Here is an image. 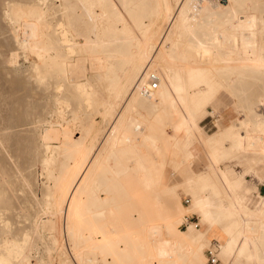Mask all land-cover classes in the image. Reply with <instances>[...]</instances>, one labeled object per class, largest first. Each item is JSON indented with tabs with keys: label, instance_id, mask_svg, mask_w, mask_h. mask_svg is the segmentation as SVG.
Segmentation results:
<instances>
[{
	"label": "bare ground",
	"instance_id": "6f19581e",
	"mask_svg": "<svg viewBox=\"0 0 264 264\" xmlns=\"http://www.w3.org/2000/svg\"><path fill=\"white\" fill-rule=\"evenodd\" d=\"M52 1L54 2V0ZM177 1L178 0H152V2L151 0H140L139 2L138 0H70L68 5L63 3V5L59 6L58 8L56 7L57 11H60L59 14H57L58 17H56L59 19L58 28L61 32V39H63L65 42H69V40L72 39V43H67L66 57H64V55H60L61 57L58 56L59 58L57 59H60V61L57 60L58 62L55 63L49 60V58L52 59V57L56 55L53 54L55 50L53 45L55 43V39L57 38L53 34L52 36L55 37H52V42H48L49 34L45 30L46 24L44 25L45 22L43 21L42 16L43 12L41 13L40 9L36 8H29L24 11H17V9H15L13 11V16L18 20L30 19L29 23H24L26 27L23 30L25 31L26 37H23V40L27 41L29 47L35 50L37 54L36 56L39 59V68L43 71L44 69H47V74L44 75L42 72L37 79L41 82L38 83L42 84L41 86L43 90L48 91L46 90L48 88L53 90L55 87L57 89L58 87L56 85L58 84V80L56 79V75L63 71L64 73L62 76L65 74V77L68 78L66 80H71L74 82V84L69 85L67 88L68 93L70 94L65 96H67L69 100V95H72L73 97L71 96V100H75V102H77L75 104L78 105V101H81V94L83 95V93H86L85 87L89 82L87 79L86 80L88 82L82 80L83 71H86L88 68L87 60L93 61L94 59H100V54H103L105 59L104 65L106 68H116L120 71V77H118V73L112 79L111 96H109V99L105 101L106 103L103 106V110H101L103 120L104 118L109 117L107 127L100 134L99 125L94 122L95 119L83 124L85 127L84 132H81L80 136L73 143L75 156V159L73 158L74 164L66 171L63 181H66L70 175L71 179H69L67 185L66 182H60L59 184L57 183L54 191H50L51 193L48 192L50 194L48 202V214L54 216L57 213H61L65 215L67 220H71L75 208L77 209V207L82 204L83 194L86 193L91 177L94 175L96 168L100 165L102 158H104L106 154H112L117 157V164L121 165L122 167H130V163L135 165L136 163L132 161L124 163L119 155V152L121 150H126L128 147H134L137 144L136 142L143 138L146 142L153 143L157 139V133L166 128L169 122L177 117H180V120H182L179 122L182 125L183 131L190 129L197 132L199 129L200 135L204 136L207 140H218L220 139V135L226 134L230 136L229 148L232 152L250 151L257 154L259 153L260 158L264 160V114L257 112L251 103L247 105L249 109L248 115H246L245 118L241 117L238 119L239 125L237 127H234L231 124L225 126L224 128H218L214 132L208 134L203 133L201 127L198 128L195 121V116H197L198 113L200 114L206 111L205 107L207 100L209 99L210 94L213 92L212 84H210L208 77V74L211 70L227 69L231 72H237V74H246V76L249 77L246 88V91L248 92L255 88L257 85V79L264 81V17H262L263 13L260 9V4H264V0H223L208 1L202 4H197L193 0H180L182 7L178 6ZM143 6H147L148 8L143 9ZM52 9L54 12L53 6ZM120 9H124V15L121 13ZM142 9L143 12H141ZM42 11H45V9H42ZM49 12L47 13L49 14ZM44 14L45 13H43V15ZM216 19L223 20V25L219 28H217L218 26L216 28L211 26V24H213ZM54 22L56 23V21ZM132 27L137 30V34H134V32L130 31ZM201 29L204 30V37H199L197 34V32ZM127 30L130 31L131 38L135 39L134 43L128 42L126 39L128 37V35L125 33ZM182 36H184V38ZM180 37L183 38V42H181ZM181 43L186 45L188 53L186 56L179 58V54L182 53L183 50L180 48ZM47 44L51 47L47 48ZM57 53L59 52L57 51ZM91 65L94 68L103 66L102 63L99 62L93 64L91 63ZM40 69L39 71H41ZM151 69L156 71L155 73L159 82L158 91L151 94V98L153 97L151 101L153 105L157 107V109L154 110L150 117H145L141 114L139 116H135L132 113L134 108L133 100L138 95H146L141 92L139 85L147 84V74ZM34 80L35 79L32 81L33 83ZM65 83L66 82L63 83V86ZM262 87H264V84H262ZM189 88L190 90L192 89V93H190ZM88 92L90 91L88 90ZM51 95L48 97L50 100L47 101L49 104H47V102H42L41 100H37L35 102L33 101L32 106L29 103L32 110L34 109V116L37 115V117H39L38 119L42 120L46 118V114H48L50 117H53L55 114L58 115V113H60V110L58 109L60 102L58 101L57 97ZM65 96L63 95L62 98ZM84 98L86 99V97ZM193 100H197V104H193L191 107L189 104L194 103L192 102ZM82 101H84V99ZM256 101L260 102L262 101V98H257ZM89 103H91V101ZM82 105L84 104L82 103ZM82 105L80 107H82ZM194 106L197 108L195 112L191 110ZM25 109L28 112L30 111L27 108ZM78 109L79 108L77 107V111ZM198 110L201 111L198 112ZM24 114L26 115L27 113L24 112ZM51 120L50 122H53V118ZM30 122L32 121L30 120ZM50 122L48 127L43 128L42 133H40L42 140L46 143L45 144L43 142V144H45V148L49 147L48 142H50L51 139H56V128H54ZM33 132H28V135L29 133L33 135H35V132L38 133L36 130L34 133ZM9 134L7 133L8 138ZM12 141L14 142V140ZM24 141H26V139H24ZM13 142L12 144H14ZM26 142L25 144H27ZM33 142L35 141L33 140ZM5 143L6 142H4V144ZM211 159L213 163L210 168L212 174L218 172L223 180L224 185L230 187L231 181L229 182V175L232 172H230L228 169H221L218 164H214V162H218V159L216 157L214 158L213 152ZM263 169L264 166L260 165L257 166L256 170L254 171V174L259 177V181L264 180ZM0 170L4 171L2 169ZM5 172L8 171H4V173ZM47 173L50 178L53 177L51 170L48 169ZM3 177H0V180L3 179ZM190 178L193 179L192 177ZM116 181L124 193L123 201L120 202L119 218L123 220L122 223L124 224L126 222H133L134 218L131 214V209L128 207L125 201L126 197L128 198L131 192L129 194V191L121 184L120 180ZM197 181L198 177L195 175L194 183H190L191 185L194 184L195 188H190L188 190L191 196L188 206H184L182 203L176 200L175 208L169 209L165 206V213L163 214L161 207L157 204L158 201L156 199L151 200V217L159 221L158 223H161L171 236L170 238H157L155 233V237L152 236L150 238L154 243H152L153 246H151V244L150 246L156 249L155 250L152 248V250L154 249L159 255L162 256H175L179 253H182V249L188 245L190 240L194 241L195 248H197L198 245L204 242L202 232L199 228H196L194 224H188L186 230L181 231V229L178 227L180 218L184 213L194 211L201 215V218L205 224L213 225L217 217L215 215L214 208L216 209V212H219L222 215L239 213L245 214V216H241V222L236 226L233 227L232 225L224 227L223 233L228 239L227 245H230L229 243L232 241L231 236L233 234V229L237 230V234L243 239L241 245L239 246L240 251L245 246L250 247L254 243L255 235H250V233L248 234L246 231L248 229L250 231L251 229L259 230L258 235L261 236L262 242L264 243V194L259 195L258 204L252 208L245 205L242 199L243 196L236 194H233L234 196L231 201H224L220 197H216L215 201H213V198L209 196V183L204 180L203 176L200 177L199 182ZM8 182L9 181H7V183ZM4 183L6 184L5 181ZM10 183L11 181L9 182L10 186L14 185L13 182L12 184ZM6 189H8V187ZM6 189H4V191ZM2 190L3 187L0 184L1 194ZM140 191L143 192V190ZM9 194H11V192ZM1 197L3 199V196ZM99 201H102V198H100L99 195H96L94 197V203H99ZM1 202H3V200ZM9 202H11V200ZM8 204H6V206ZM2 206L0 208H2ZM6 206H4V208L6 212H8ZM8 210L10 209L8 208ZM1 216L3 215H0V217ZM38 217H40V215ZM51 219L53 220V218ZM249 220H251V222L254 220L255 222L250 224ZM144 221L145 219L139 218L138 222H135L141 226L140 223L142 224ZM243 221H246V224L243 223ZM111 223L112 225L110 229L93 223L90 225V231L88 235L83 236L81 240H79V234L75 238H72L70 244L71 247L69 250L70 255L69 251L63 250V247L59 242H55L57 243L56 250L58 257L56 262L59 264H73L70 261V257L72 258L73 254L76 256L77 245L83 243H87V245H89L93 251L95 249L97 251L107 250L114 252L118 257H120L123 247H121V244L119 243L127 238L124 247L130 246L132 245L131 239L133 236L131 232H128L129 228L126 226L120 228V224L115 219ZM42 224L47 226L49 225L47 221L42 222ZM22 225L24 224L22 223ZM146 226H148L149 231L151 230V232H148V234L153 235L152 230L154 223L147 224ZM12 233L14 234V231ZM95 235L100 236V238L98 237L95 239V237H97ZM141 235L143 234L141 233ZM2 238H4V235ZM12 243L11 245L7 244L10 245L8 253L15 252V254H17L21 252H17L19 250L18 248H20L18 244L13 246ZM72 252L73 254H71ZM7 256L9 257V255ZM20 256L21 257H18L21 259L22 264H27L25 262L26 260H23L24 255L22 254ZM89 259L92 260L93 258L90 257ZM194 259L195 253L192 254V261ZM7 260L0 252V264H8Z\"/></svg>",
	"mask_w": 264,
	"mask_h": 264
},
{
	"label": "rangeland",
	"instance_id": "374dc122",
	"mask_svg": "<svg viewBox=\"0 0 264 264\" xmlns=\"http://www.w3.org/2000/svg\"><path fill=\"white\" fill-rule=\"evenodd\" d=\"M139 1L140 0H138V2ZM0 2V166L3 167L4 165V167H0V169L8 171L4 173V171L0 170V174L2 173L0 177H5H3L4 180H0V184L3 187L2 194L0 193V197L3 196V199L2 197L0 198V204H5L4 206H6V204L9 203L6 206L8 212H6L4 206L0 205V207L2 206V208H0V215H3L0 217V236L3 237L4 235V238L0 237V252L2 253V256L6 258V260L8 259V264H22L21 259H19V257H21L20 255L22 254L24 255L23 260H26L25 262L27 264H50V262L51 264H59L58 262H56L58 260L56 250V245L58 242L60 243V245H62L63 250L69 251L72 238H75L79 234V240H81L83 236L88 235L91 224L95 223L100 225L101 227L110 229L112 225L111 222L114 219L118 221V223L120 224V228H123L125 226L129 228L128 232H131L133 236L131 239L132 245L124 247L127 238L119 243L121 244V247H123V250L120 254V257L122 258L118 257L114 252L107 250L97 251L95 249L93 251L91 250L92 248L87 245V243H83L77 245L76 256L75 254H73V252L71 253L73 254V257H70V261L73 264H210L207 249L211 247V244H214L218 247L219 260L217 264H264V243L262 242L261 236L258 235L259 230H246L248 234L250 233V235H255V240L250 247L245 246L240 251L239 246L241 245L243 239L237 234L238 231L233 229V234L231 236L232 241H230V245H227L228 239L223 233L224 227L232 225L233 227L236 226L241 222V216H245V214L239 213L222 215L221 213L216 212L215 208V215L217 217L213 225L205 224L201 218V215L198 212L194 211L186 212L180 218L178 227L179 229H181V231H185L188 224H194V226L196 228H199L202 232L204 242L198 245L197 248H195L194 241L190 240L188 245L184 249H182L181 254L179 253L175 256L170 255V257L167 255H163V257L162 255H159L157 251H155L156 249L154 247H151L153 246V240H151L150 238L154 236L155 233V236L157 238L171 237L169 232L166 231V228L163 227L161 223H158L159 221L151 217V200L156 199L158 201L157 204L161 207V211L163 212V214L165 213V206L169 209L175 208L176 200L182 203V205L188 206L191 200V196L188 191L190 188H185L184 185L190 184L188 183V181H193L195 175L197 174H195L194 177L192 175L186 177V170L192 169L196 173H200L199 175H197L198 181L200 177H204V180L209 183V196L213 198V201H215L216 197H220L224 201H231L234 196L233 194L240 195L235 190L237 185L233 183V181H235V175H243L244 181L253 182L255 184V188L252 189L249 193H246L247 196L242 197L245 205L252 208L256 204H258V193L264 194V180L259 181L254 174V171L258 166L257 161L260 158L259 153L256 154L254 152L248 151L245 153L235 154V152H232L229 148L230 136L226 134L220 135V139L218 140H207L197 131L195 135L198 134L200 140L196 136L193 142V147L194 149H196L195 156L189 158H185L183 155V153L185 152V148L182 145V141L178 144H175L173 142L166 151L164 150L165 148L158 149L159 153H156L154 149L150 148L152 143L146 142L144 138L137 141V144L134 147H128L126 149L129 153L128 155H131L133 151H135V149H140L141 151L148 152V159L149 161H151L148 174L151 175L154 179L152 178L153 180L151 181V183H147L145 185H151L150 187H143L141 189L143 190V192L138 190L140 185H138L136 180H138V178H142V174L136 173L134 171L135 165L130 163V167H122L121 165L117 164V157L112 154H106L104 158H102V162L100 163V165L96 168L94 175L91 177L86 193L83 194L82 204L78 206L77 209L75 208L72 219L67 220L65 215L61 213H57L58 215L55 214L54 216L48 214V202L50 198L49 193L54 191L57 183L59 184L60 182H66L67 185L69 179H71L70 175V177H68L66 181H63L66 171L74 164L73 158L75 159V156L73 143L80 136V133L84 132L85 127L83 126V124L95 119L94 122L99 125L100 134L107 127L109 117H106L103 120L101 110H103V106L106 103L105 101H107L109 99V96H111L110 94L112 93V79L118 73V77H120V71L116 68L107 69L104 65L105 59L103 54H100V59H94L93 61L87 60L88 68L86 69V71H83L82 80L85 82H89L85 87L86 93H83V95L81 94L82 98L80 97L81 101H78V105L75 104L77 103L75 102V100H71L72 95H69L70 99L68 100L67 94L70 93H68L67 88L69 87V85L74 84V82L71 80H66L68 78L65 77V74L64 76H62L64 73L63 71L59 72V74L56 75V79L58 80V84L56 85L58 87L57 89L55 87L53 90H51V88L46 89L48 91L43 90L41 86L42 84H40L41 82L37 79L42 72L44 75H46L47 69H44L43 71L39 68V59L36 56L37 54L35 50L29 47L27 41L23 40L26 37L25 31L23 30L26 27L24 23H29L30 19H26L27 21L24 19L18 20L13 16V11L15 9H17V11H24L29 8H36L40 9L41 13H45L44 15L42 13V16L43 21L45 22L44 25L46 24L45 30L49 34L48 42H52V37L56 36L57 38L55 39L56 44L54 43L53 45L55 49V53L53 52V54L56 55L53 56L52 59L49 58V60L55 63L60 61V59L57 58L63 55L64 57H66L67 43H72V39H70L69 42H65L63 39H61V32L58 28L59 19L56 18L58 17L57 14H59L60 11L58 12L56 7L58 8L59 6L63 5V3L68 5L70 0H54V2L52 0H0ZM52 2H56V5ZM180 2V0L177 1L178 6L182 7ZM44 6L47 7L45 8ZM52 6L54 8V12L52 11ZM146 8L148 7L143 6V9ZM42 9H45V11H42ZM143 9L141 12H143ZM260 9L263 13L262 17H264V4H260ZM120 10L124 15V9ZM47 12H49V14ZM50 15L52 16V18ZM54 21H56V23ZM222 25L223 20L221 19H216L213 24H211V26H213L214 28H216L217 26V28H219ZM130 31L134 32V34H137V30L134 27H132ZM130 31L127 30L125 32L128 35L126 39L128 40V42L134 43L135 39L131 38ZM53 34L55 36H52ZM197 34L199 37H204V30H199ZM182 37L184 38V36ZM182 37H180L181 42H183ZM49 47L51 46L48 45L47 48ZM180 48L183 50L182 53L179 54V58H182V56H186L188 52L186 45L182 43L180 45ZM56 50L59 53H57ZM96 61L102 63L103 66H100L99 68L92 67L91 63H97ZM39 69L41 71H39ZM150 71L153 70L151 69ZM153 72L156 71L154 70ZM208 77L210 80V84H212L213 92L210 94V97L207 100L205 107L206 113H202V116H200V114L198 113V124L200 125L203 133L210 134L218 128H224L225 126L231 124L234 127H237L239 125L238 119L241 117L245 118L246 115H248L249 109L247 105L250 103L252 104V106H254V109L257 112L264 114V87H262L264 81L257 79V85L255 86V88L248 92L246 91V88L249 77L246 76V74H237V72H231L227 69H213L209 72ZM33 79H35L34 83L32 82ZM64 82L66 83L63 86ZM87 89L91 93L88 92ZM158 89L159 87L157 86L154 92H157ZM190 93H192V89L190 90ZM51 94L57 97L58 101L60 102L58 105L60 113H58V115L55 114L53 117H50L48 114H46V118L42 120L38 119L39 117H37V115L34 116L33 114L34 109L32 110L31 108L32 102H35L37 100L47 102L50 100L48 99V97ZM63 95H67L65 96L66 98H62ZM84 97H86V99ZM257 98H262V101L257 102ZM83 99L84 101H82ZM151 99H153V97L151 98V95L136 96L133 100V115L139 116L141 114L145 117H150L154 110L157 109V107L153 105ZM90 101L91 103H89ZM192 102L194 103L189 104L191 107L193 106V104H197V100H193ZM29 103L31 104V106ZM82 103L84 105H82ZM47 104L49 103L47 102ZM76 105L79 108L78 111L80 112L77 111ZM81 105L83 108L80 107ZM99 107L102 109H100ZM25 108L30 110L31 113L30 111L28 112ZM191 110L195 112L197 108H195L194 106ZM199 111L201 110H198V112ZM24 112L27 114L25 115ZM73 115L75 116V119ZM87 115L89 118L87 117ZM52 118L53 122L55 123L50 122ZM30 120L32 122H30ZM14 122L16 125L14 124ZM49 122L52 123L54 128H56V139H51L50 142H48L49 147L45 148L46 143L42 140L40 133H42L43 128L48 127ZM33 130L34 132L35 130L38 131V133H34ZM28 132H33L35 135L31 133H29L28 135ZM3 133L6 134L4 135ZM7 133H11L9 134V138ZM36 133L40 136H38ZM11 135H13L14 137ZM160 136H162V138L165 137V139L173 137L171 129L169 127H166L163 132L159 133L158 137ZM2 137H4L5 139ZM15 138L17 143L15 141ZM39 138L41 139V141ZM8 139L11 141H9ZM24 139H26L27 142L24 141ZM12 140H14V142ZM33 140L35 142H33ZM3 141L7 144H4ZM12 142L14 144H12ZM25 142L27 144H25ZM43 142L45 144H43ZM212 152L214 158L216 157L218 159V162H214V164H218L221 169H229L231 167L235 173L244 171L243 174L232 173L229 175V182L231 181L230 187L224 185L223 180L218 172L212 174L210 170L211 165L213 164L211 159ZM196 154H199V156L196 157ZM130 158L132 159V157L130 156L126 158V160H124V163L129 162ZM196 162L200 164L199 168L196 167ZM227 165H229L230 167ZM247 168H249V171H245ZM48 169L53 173V177L51 176L52 178H50L47 173ZM171 171L174 174L169 177ZM131 172L133 173L132 178L135 180V185H138V187L136 188H134V186L129 183L122 182V179L120 178L122 174L129 176ZM157 176L159 178H157ZM190 177H192L193 179H191ZM231 177H233V179ZM116 180H120L121 184L129 191V194L131 192L130 196H128V198L126 197L125 201L128 207L131 209V214L134 218L133 222H126L124 224L122 223L123 220L119 218V207L120 202L123 201L124 193L121 187H119V184H117ZM4 181L7 185L4 183ZM7 181H11L10 184H12L13 182L14 187L10 186L9 182L7 183ZM167 183H169L170 185ZM162 184H164L165 187H160V185ZM7 187L8 189H6ZM4 189H6L7 191L5 190V192ZM10 192L11 194H9ZM96 195H99L100 198H102V201H99V203H94V197ZM7 196L12 197L8 198ZM8 199L9 201L11 200V202H9ZM2 200L3 202H1ZM3 208L5 211L3 210ZM8 208L10 210H8ZM39 215L40 217H38ZM51 218H53V220ZM139 218H143L146 221L143 222L144 224L140 223L141 226L136 223L138 222ZM45 221L49 223L48 226L42 224V222ZM249 221L247 222H249L250 224H253V222H255L254 220H252V222L251 220ZM245 222L246 221H243V223ZM22 223L24 225H22ZM153 223V235H150L148 234V232H151V230L149 231V228L146 225ZM13 231L14 234L12 233ZM141 233L143 235H141ZM98 237L100 238V236H97L95 237V239ZM11 243L13 246L15 244H18L21 249L18 248L19 250L17 252H21L17 254H15V252L8 253V249ZM152 248H154L155 250H152ZM24 253H28L26 254L28 258ZM193 253H195V259L192 261ZM7 255H9V257ZM89 256L93 259L90 260Z\"/></svg>",
	"mask_w": 264,
	"mask_h": 264
},
{
	"label": "crops",
	"instance_id": "0c3cea01",
	"mask_svg": "<svg viewBox=\"0 0 264 264\" xmlns=\"http://www.w3.org/2000/svg\"><path fill=\"white\" fill-rule=\"evenodd\" d=\"M205 113H206V111L203 112V114H205ZM203 114L200 113V116H202ZM195 119H196L195 121H196V124H197L198 128H200V125L198 124L199 114H197V116H195ZM179 121H182V120H180V117H177V118L171 120L169 122L168 126H167V127H169L171 129V133L173 135L172 138L165 139V137L162 138V136L158 137L159 133L164 131V129H165L164 128L160 132L157 133V135H156L157 139L151 144L152 147H150V148L154 149L156 153H159L158 149L165 148L164 150L166 151V150H168V147L173 142L175 144H178L179 142L182 141V143H183L182 145L185 148V152L183 153L184 157L185 158H189V157L195 156L196 149H194V147H193V145H194L193 142H194V139L196 138V136H197V138H199V140H200V137H199L198 134L195 135L196 134L195 130L186 129V130L183 131L182 130V125L180 124ZM198 132H199V129H198ZM238 153H245V152H235V154H238ZM128 154L129 153L127 152V150H121L119 152V155H120L122 161L126 160V158H128L129 156L132 157V159L130 158V161L136 163L134 171L136 173L142 174V178H138V180H136L138 185H140L138 190H141L143 187H148V186L150 187L151 185L145 186L147 183H151V181L154 179L151 175L148 174L149 173L148 171L150 169L149 166L151 165V162L148 159V152L147 151L146 152L141 151L140 149H138V150L135 149V151H133V153L131 155H128ZM214 154H215V152H214ZM197 156H199V154H196V157ZM259 157H260V155H259ZM257 164H258V166H260V165L264 166V160L259 158V160L257 161ZM227 166H229V165H227ZM196 167L197 168L200 167V164L197 163V162H196ZM249 168H247L245 171H249ZM228 170H230V172H232L233 174H238V173L239 174H243L244 173V171H242V172L239 171V172L235 173L234 170L231 167ZM132 172H131V174L129 176H126L125 174H122V176L120 178L122 179V182L129 183V184L133 185L134 188H136V187H138V185L137 186L135 185V180L132 178L133 177V173ZM263 172H264V169H263ZM186 173H187L186 177H188L190 175H192L194 177L195 174H197V175L200 174V173H196L192 169L191 170H186ZM173 174L174 173L171 171L170 174H169V177H171ZM255 176L259 180V177L256 174H255ZM162 177H163V175H162ZM157 178H159V177L157 176ZM231 178L233 179V177H231ZM234 179H235V181H233V183H235L237 185L235 190L241 196H247L246 193H249L252 189L255 188V184L253 182L244 181L243 175H240V176L239 175H235ZM197 182H199V181H197ZM188 183H194V180L193 181H188ZM167 184H169V183H167ZM160 187H165V185L162 184V185H160ZM184 187L185 188H195L194 184H192V185L191 184H185ZM259 195H261V193H258V196Z\"/></svg>",
	"mask_w": 264,
	"mask_h": 264
},
{
	"label": "built area",
	"instance_id": "2783aa9c",
	"mask_svg": "<svg viewBox=\"0 0 264 264\" xmlns=\"http://www.w3.org/2000/svg\"><path fill=\"white\" fill-rule=\"evenodd\" d=\"M197 4H202L208 1H223V0H193ZM147 84H140L139 89L142 93L146 95H151L157 88V76L156 73L153 71H149L147 74ZM207 253L209 255V263L210 264H217L218 258V247L214 244H211V247L207 249Z\"/></svg>",
	"mask_w": 264,
	"mask_h": 264
}]
</instances>
